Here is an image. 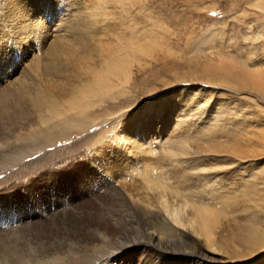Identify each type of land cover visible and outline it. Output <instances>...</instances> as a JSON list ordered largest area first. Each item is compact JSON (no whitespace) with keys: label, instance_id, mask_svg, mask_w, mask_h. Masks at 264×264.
Segmentation results:
<instances>
[{"label":"rangeland","instance_id":"obj_1","mask_svg":"<svg viewBox=\"0 0 264 264\" xmlns=\"http://www.w3.org/2000/svg\"><path fill=\"white\" fill-rule=\"evenodd\" d=\"M77 1L78 8L87 9L88 31L80 44L83 57L94 65L104 63L99 45L107 44L113 31L118 34L126 28L139 44L147 45V52L128 51L127 83L123 73L110 77L105 73L111 93L93 99L85 113L71 114L62 134L46 127L31 129L36 123L33 112L24 120L0 122V140H9L0 143V264H112L113 247L146 241L152 225L166 226L167 239L184 240L209 264H264V251L248 255L236 237L259 224L243 213L241 195L221 181L223 174L210 179V160L200 166L201 174L190 175L187 184L194 188L190 199L213 210L208 217L215 233L212 248L191 231L188 209L182 213L183 227L172 223L158 203V192L148 191L136 175L146 163L166 165L172 157L163 142L165 135L173 134L172 147L178 146L180 160L186 157L182 142L197 143L204 133L213 135L211 141L219 147L247 133L253 140L252 134H263L264 0H146L144 11L140 0L131 6L120 0ZM123 19L128 23L119 29ZM3 31L0 53L9 63L17 45ZM118 48L125 61V51ZM123 60L117 66L124 70ZM15 61L17 67L22 60ZM1 82L0 91L5 86ZM55 123L60 125L59 120ZM219 135L225 136L223 143L216 141ZM114 139L120 140L118 145ZM130 139L136 141L135 147L126 142ZM194 177L206 178L196 182ZM255 217L262 220L264 214ZM32 245L39 250L35 261L29 258ZM49 254L54 258H41ZM242 254L248 256L238 258ZM161 256L152 250L131 254L134 264H166Z\"/></svg>","mask_w":264,"mask_h":264},{"label":"bare ground","instance_id":"obj_2","mask_svg":"<svg viewBox=\"0 0 264 264\" xmlns=\"http://www.w3.org/2000/svg\"><path fill=\"white\" fill-rule=\"evenodd\" d=\"M120 1L123 4H129L131 6V2L135 0ZM140 1V7L144 11L146 0ZM77 2L79 1L0 0V24L3 26L0 30L1 32L3 30L9 32V35L11 34L17 45L16 57L22 60L16 67V57L11 59L9 64L7 58H4L5 56L3 55V57L0 53V72L2 73V75L0 74V80L5 84L4 88L0 91L1 123L4 122L10 124L12 121L17 122L20 119H27L33 112L36 114V123L32 126L30 125L31 129L46 127L49 131L55 130L56 132H59V134H62V132H64V125H68L67 121H70L69 117L71 114L76 115L81 112V114L85 113V110L91 107L89 103L92 102L93 99L101 98L104 94L111 93L109 91L110 85H108L110 78L109 80H105V73L109 77L117 73H123L125 75L124 83H127L129 76L128 68L130 66L129 60L127 59L129 58L128 51L131 50V48H134L136 52H147V45L139 44V42L133 39L134 37L131 30H127L126 28L125 30H120L121 33L118 34L115 30L112 33L113 35H109V41L107 44L99 45L98 43V54H101V59H104L101 61L104 63L94 65L89 58L81 55L82 46L80 44L84 36L87 34L88 20L86 18L87 9L84 11L78 8ZM125 22L128 23V21L123 19V22H119L121 28L119 27V24L117 27H119V29H122V27L125 28ZM129 22L132 23L133 21L131 20ZM90 25L92 30V24L89 23V26ZM113 42L115 44H112ZM111 44L113 46H110ZM118 47L125 51V61L122 59L121 51L117 50L119 49ZM121 60L124 61L127 67L124 70L120 66H117V63H120ZM5 65L6 68H4ZM20 66L23 68L21 69ZM13 67H15V69ZM68 70H70L69 72L71 74H68ZM103 70L105 71L104 73ZM225 77L226 76H224V78ZM221 79L222 76H219L218 81ZM117 80H119V78H117ZM219 83L220 82L213 83V86L215 85L219 88H225L218 85ZM47 86H50L52 90L50 91V88ZM228 88L234 92L240 91V88ZM46 90H49L51 93ZM58 120L60 125L55 123ZM50 123H52V127H49ZM21 124L19 125L21 126ZM236 130H234V132H238V130ZM245 130L246 129H244V132ZM47 132L48 131H44L41 133L47 135ZM120 132H122V130H120ZM228 133L224 134L227 135ZM204 134L197 138V143H195V141L193 143H190L189 141L186 143L185 141L182 142L183 144L181 147L184 148L182 153L186 157L181 158L180 160L176 159L179 152H177L178 146H175L174 149L172 147L173 134L165 135L166 139L163 138V142L167 146L166 148L169 150L168 153L172 157L167 160L165 163L166 165H158V162L160 161H156L157 165H152V162H149L148 165L147 163H143L145 164L144 170H142L140 174L136 172V175H140L145 181L144 185L148 191L152 190L158 192V203H160V207L163 209L166 216L170 218L172 223L183 227L184 224L181 221L182 213L186 214L188 209L190 216L187 215L186 217H190L187 220V224L191 231L197 236L204 238L208 248H212L215 246V233L211 230L212 227L209 224L208 217L213 216V210L208 207H199L195 204L197 199H190L189 195L194 190L193 186L187 184L188 181H192L189 179L190 175L201 174L199 173L200 166H204V162L210 160L212 163V174L210 179L216 177L215 174H223L221 181H226L227 185L230 183L234 194L241 195L242 207L245 208L243 213L248 215L251 219L256 220L257 224L264 226V217L262 220H260L259 217H255L264 214V182H262L264 179V162L261 159V156L264 155V132L263 134L262 132L259 133L258 136L252 134L256 137L254 140L252 139V136H247L248 133L245 134L244 137H234L237 139L235 140L233 138L234 141H232L233 143L231 145L229 142L230 146L225 145L220 147L218 146L221 145L219 141L221 142L225 136H220V134V137L216 138V141L219 143L217 145L216 142L213 144L211 141V139H213L212 137H214L213 135H207V133ZM121 135L120 140L122 141L124 137ZM149 135H151V132ZM227 136H229V134ZM4 138L6 139V137ZM158 139L162 138L158 137ZM120 140L114 139L112 142L115 144L117 143L116 145H118ZM228 140L229 139H227V141ZM7 141L9 140L3 139L0 140V143ZM126 142L131 143L132 147L136 146V141L133 139ZM254 142H256L257 146L251 145L254 144ZM149 149L151 152V148ZM196 156L197 158L195 161ZM213 156H215V158H213ZM94 164L97 165L96 162H94ZM102 164H104V167L106 166V163ZM98 167L103 168L99 165ZM132 169H134L133 166ZM150 169L156 170V174H152ZM106 171H108V168H106ZM130 175H132V173ZM202 178L206 177H194V180L199 182ZM235 184L238 187L236 189H234ZM181 192L187 194L184 195L183 193L182 195ZM213 197V200L217 198L216 196ZM203 198L204 199H200L201 204L206 199V197ZM216 204H218L217 201ZM198 205H200V203ZM235 205L236 204H233L236 208ZM257 211H259V213H257ZM259 225H254L249 229L244 230L243 233L246 234L241 237L236 235L240 241H243L242 243L244 244L245 250L249 252L248 255L259 253V250L264 251V230L262 229V226L259 227ZM164 227L166 226L152 225V227L145 233L146 241H136L132 244L134 247H130L132 245H127V243L125 245L121 244L119 247H113L109 255V258L112 261L111 263L134 264L131 257L132 253L136 254L142 253L145 250H152L162 253L161 260L167 261L166 264H176L180 262L186 264H209L205 258L197 253L195 248H187V242L185 243L184 240L181 241L178 238L176 240L167 239L165 237L166 232L163 231L166 230ZM33 248L29 251V258L32 256L34 258H32V260L35 261L39 255V250L35 252V247ZM248 255L242 254L239 255L238 258ZM2 256L5 257L6 254H2ZM42 257L54 258V255L52 254L51 256L49 254L41 256V258Z\"/></svg>","mask_w":264,"mask_h":264}]
</instances>
